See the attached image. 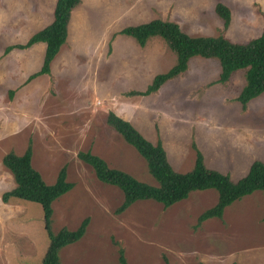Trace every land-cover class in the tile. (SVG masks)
<instances>
[{"label":"rangeland","instance_id":"374dc122","mask_svg":"<svg viewBox=\"0 0 264 264\" xmlns=\"http://www.w3.org/2000/svg\"><path fill=\"white\" fill-rule=\"evenodd\" d=\"M55 2L0 0V264H40L48 245L39 203L2 200L15 184L2 157L10 150L22 154L29 142L32 165L46 183L62 166L73 183L52 202V231L75 229L89 218L84 235L61 249L60 264H119V248L126 264H264V192L234 201L221 218L199 226V214L217 201L214 189L192 191L169 207L139 200L117 214L121 190L99 181L77 156L90 150L156 185L145 160L107 124L114 112L151 143L160 142L178 172L192 168L196 149L207 167L234 181L254 160L264 162V93L245 108L237 100L245 69L217 82L219 61L193 56L156 92L130 95L168 70L175 54L158 36L141 46L119 33L161 18L193 36L223 33L245 42L264 29V0H81L49 71L29 79L41 67L44 44L6 48L49 24ZM218 2L231 12L227 27L215 12Z\"/></svg>","mask_w":264,"mask_h":264},{"label":"trees","instance_id":"16d2710c","mask_svg":"<svg viewBox=\"0 0 264 264\" xmlns=\"http://www.w3.org/2000/svg\"><path fill=\"white\" fill-rule=\"evenodd\" d=\"M79 3L80 0H56L53 18L49 24L33 33L26 42L6 48H27L36 42L44 43L41 67L30 74L29 79L49 71L52 59L66 41L71 11ZM215 12L222 19L223 26L227 27L231 13L229 8L218 2ZM119 33L132 37L141 46L148 38L158 36L175 54V62L168 70L155 74L145 89L130 91V95H149L156 92L167 80L185 71L188 60L193 56L216 58L219 61L217 82H225L233 71L245 69V84L237 97L243 108L252 98L264 93V29L258 36L245 42H235L223 33L217 36H193L184 32L174 21L153 18L127 25ZM106 122L145 160L149 174L156 181V185L140 181L124 170L110 167L103 158L90 150L78 151V158L93 169L99 181L116 186L123 193V201L115 209L117 214L139 200H154L163 207H169L186 199L192 191L214 189L218 195L217 201L199 214V226L209 218H221L224 209L234 201L257 190L264 192V162L261 160H254L246 174L234 181L228 173L207 167L204 156L196 149L192 168L187 172H178L168 161L160 142L151 143L129 120L109 112ZM30 147L31 142L22 154L10 150L3 155L2 164L11 172L15 184L13 188L2 193V200L15 197L40 204L43 226L48 237V245L40 264H60L61 249L84 235L89 218L85 217L75 229L62 227L57 232L52 231V202L68 192L73 183L66 180L65 166L59 169L53 183H46L41 173L32 165ZM118 260L119 264H126L122 248H119Z\"/></svg>","mask_w":264,"mask_h":264},{"label":"crops","instance_id":"0c3cea01","mask_svg":"<svg viewBox=\"0 0 264 264\" xmlns=\"http://www.w3.org/2000/svg\"><path fill=\"white\" fill-rule=\"evenodd\" d=\"M81 1V0H80ZM69 21H70V19H69ZM69 23V22H68ZM68 28V27H67ZM67 34H68V30H67ZM40 43H43V42H40ZM44 44V43H43ZM44 48H45V45H44ZM44 55V54H43ZM43 60V59H42ZM159 90V89H158Z\"/></svg>","mask_w":264,"mask_h":264}]
</instances>
